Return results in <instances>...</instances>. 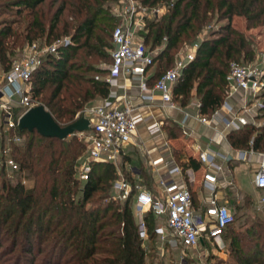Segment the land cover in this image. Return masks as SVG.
<instances>
[{"label":"trees","instance_id":"1","mask_svg":"<svg viewBox=\"0 0 264 264\" xmlns=\"http://www.w3.org/2000/svg\"><path fill=\"white\" fill-rule=\"evenodd\" d=\"M0 1L11 5L7 7H17L22 16L20 29L13 30L9 21L0 27V77L15 61L16 47L34 42L51 44L69 36L72 44L47 55L33 72V100L61 126H67L90 103L109 95L106 69L90 60L107 57L113 47L118 18L110 7L118 0ZM138 1L149 8L165 6L167 10L157 20L147 18L141 33L151 50L161 49L149 69L154 74L150 85L174 65L172 51L184 43V38L188 41L199 36L215 15L228 21L199 42L195 59L188 62L173 88V98L179 105L187 107L197 99L200 113L212 115L226 99L231 64L255 58L252 39L233 26V19L245 17L248 29L264 26V0ZM163 62L169 66L165 70ZM262 118L264 108L258 119ZM165 130L170 138L183 135L178 124L165 125ZM18 133L23 140L12 144L11 155L20 165L17 173L21 178L15 184L3 182L0 192V264H35L38 256L47 254L46 264H147L145 239L140 235L133 199H113L116 168L95 164L90 179L82 181L76 174L86 145L76 135L60 139L37 131ZM252 138L254 149L264 151V125H249L229 134L238 149H249ZM183 165L194 169L200 166L194 158ZM21 174L33 177V187L23 184ZM146 222L148 237H160L153 213L147 214ZM3 233L8 234L5 246ZM239 238H231L238 255L236 264H264V242L256 240L243 252ZM7 256H11V263L2 262Z\"/></svg>","mask_w":264,"mask_h":264},{"label":"built area","instance_id":"2","mask_svg":"<svg viewBox=\"0 0 264 264\" xmlns=\"http://www.w3.org/2000/svg\"><path fill=\"white\" fill-rule=\"evenodd\" d=\"M164 9L165 6L149 8L138 0L116 2L114 13L122 21L113 31L111 62L105 66L109 95L75 117V120L82 116L88 118L91 126L89 130L75 134L86 145V154L80 158L77 177L87 181L93 165L112 164L118 174L113 185V199H133L142 238L148 236L146 216L151 212L158 220L156 232L161 238L166 239L168 232H171L185 248H197L207 240L222 249L225 231L235 222V214L223 197L224 189L231 185L225 177L224 163L231 158L247 159L257 155L258 168L254 182L258 189H264V151L254 149V138L249 142V149H236L232 157L196 145L202 166V182L209 189L202 202L196 204L192 190L197 182L196 171L192 167L184 168L177 162L165 131L168 118L159 117L148 110L150 107L162 111L183 108L174 100L173 88L188 62L195 59L200 45L196 42L190 46L150 86L147 74L157 53L146 44L141 33L145 31V20L161 18ZM70 44L72 40L69 36L51 44L34 42L25 47L21 58L15 60L10 70L0 77V160L4 159L6 167L13 172L20 171L19 163L11 157L12 144L23 140L18 133L20 119L30 108L39 105L31 95L32 74L47 55L57 53L61 47ZM226 80V99L212 115L200 113L197 99L189 104L196 109V113L191 116L185 112L182 124L184 136H191L184 127L190 116L205 125L223 124V130H215L211 138L213 142L226 135L224 132L231 133L249 125H258L264 108V70L256 65L234 62ZM237 92H244L246 99L241 110L229 116L233 110L230 99ZM141 125L145 126L148 137L162 140V146L169 153L168 157L160 156L150 162L153 187L147 186L141 177L135 179L131 175L132 179L128 178L123 169L127 165L129 147L143 143L139 138ZM217 159H221L222 163ZM22 182L25 185L26 179ZM259 203L263 204L264 199Z\"/></svg>","mask_w":264,"mask_h":264},{"label":"rangeland","instance_id":"3","mask_svg":"<svg viewBox=\"0 0 264 264\" xmlns=\"http://www.w3.org/2000/svg\"><path fill=\"white\" fill-rule=\"evenodd\" d=\"M11 6L6 1H0V27L3 25L4 21H9L13 25V30L20 29L22 25L21 17L17 12V7H7ZM112 14L118 18L119 25L122 21V18L117 16L114 11L116 9V2L112 4L110 7ZM167 12L164 9V13L162 16ZM161 16V17H162ZM146 21V20H145ZM16 22V23H15ZM19 24H18V23ZM227 20L222 19L219 15H215V17L208 23V25L204 28L202 33L193 38L192 40L183 39L184 43L179 45L176 50H173L172 53L174 54L173 62L176 61L181 55L185 53V51L192 46L196 42L202 41L204 38H207L209 34L215 30H218L222 25L227 24ZM248 20L243 16H236L233 19V26L243 32H245L253 42V49L255 52V58L253 61H244L242 60L243 64H250L256 65L264 70V26H258L256 28L248 29ZM142 35V34H141ZM41 43V42H40ZM24 46H18L14 49L15 55L12 57L13 59L17 60L21 58L23 52L25 50ZM156 53L160 52V48H156ZM111 49H109V55L103 58H97L95 60H90V62L100 68H105L108 66L111 61L110 53ZM163 70L167 69L169 66L165 67L164 62L162 63ZM105 76V75H102ZM94 102L90 104H94ZM260 123L256 126L264 125V118L259 119ZM260 124V125H259ZM80 140V139H79ZM86 154V150L84 152V157ZM12 157V156H11ZM13 158V157H12ZM5 160H0V192L3 188V182H10L15 184L21 178L19 173L13 172L10 168L6 167ZM5 169L3 170V168ZM79 167H77L78 169ZM243 172L242 178H247V174L244 173V168H240ZM23 175V174H21ZM240 175V176H241ZM77 176V174H76ZM22 179H26L25 186L27 188H31L34 185L33 177L28 178L26 175L22 176ZM21 179V180H22ZM251 182L245 181L243 183L246 186V190L243 191L246 194L245 198H232L231 199V206L232 212L236 215L235 224L232 226V229L223 237V244L222 249L214 242L204 241L202 242L197 248L188 249L183 247L175 238V236L170 232H168V237L163 239L157 236L149 238L146 236L144 239V246L147 250V257L146 262L147 264H236L238 262V255L235 254V250L231 245V238L233 237H240L239 244L240 249L244 252L245 250H249L250 244L259 240L260 242H264V203L260 205V203L256 199L259 197L258 195L254 197L253 187L251 186ZM151 187V186H150ZM153 187V186H152ZM260 195V194H259ZM264 199V193L262 194ZM168 231V230H167ZM149 233V232H148ZM8 234H2L4 240V246L7 242ZM2 250V249H1ZM3 254H0V257ZM28 259V258H26ZM48 259L47 255H41L37 257V261L35 264H46ZM11 256L4 257L2 259L3 263H11Z\"/></svg>","mask_w":264,"mask_h":264},{"label":"crops","instance_id":"4","mask_svg":"<svg viewBox=\"0 0 264 264\" xmlns=\"http://www.w3.org/2000/svg\"><path fill=\"white\" fill-rule=\"evenodd\" d=\"M153 70L151 69L148 74L147 78L148 81L153 77ZM151 79V83H152ZM149 83V82H148ZM150 83V84H151ZM149 84V85H150ZM155 84V83H154ZM153 84V85H154ZM152 86V85H150ZM245 94L244 92H237L232 96L230 99V104L232 106V112L229 116L233 115L235 112L241 110L244 102H245ZM101 99L96 100L95 102H99ZM91 105V104H90ZM89 105V106H90ZM184 108V107H183ZM170 109L166 111H162V109L157 107H150L148 110L152 111L159 117L166 116L167 123L166 125H173L178 124L182 127L183 121L185 119V112H189L191 116L196 113V109L192 107V105H188L185 109ZM147 111V109H144ZM233 113V114H232ZM189 117L186 121L185 129H187L191 136H180L177 138H170L168 133L166 132L167 136L169 137L172 147L171 150L174 153V156L179 164H181L184 168L192 167L189 165L184 166L183 164L189 163L190 158H194L200 164L198 169H193L196 171L197 174V182L192 187L196 204L199 205L203 197L209 193V189L203 184L202 182V166L198 160L199 150H197L196 145H200L202 149H209L212 152L228 155L232 157L236 153V147H234L229 139L228 132L226 135L220 137L217 142H213L211 138L215 134V130H223L224 126L222 123L216 125H205L198 122L194 117ZM258 120L257 122H259ZM260 125V124H259ZM166 131V130H165ZM139 133L142 140V144L139 146H130L129 147V157L127 160V165L125 169L127 173L133 175L135 179L138 177L143 178L142 180L146 183L147 186H154V182L151 179V161L160 156H167L169 155L166 148L162 146V140L155 139L152 137H148L147 131L145 126L141 125L139 127ZM179 155V160L176 156ZM168 157V156H167ZM217 162L222 163L221 159H217ZM225 167V177L231 185L224 189V199L227 201V204L232 209L231 206V199L232 198H245L246 194L243 191L246 190V186L243 183L247 180L251 182V186L253 187L254 197L257 195L256 202L260 201L261 197H263L264 189H258L255 186V173L258 168V159L257 155H251L247 159H235L231 158L228 162L224 163ZM244 168V173L247 174V178H242V171L240 168ZM125 172V171H124ZM126 174V173H125ZM241 175V176H240ZM260 194V195H259ZM261 196V197H260ZM234 213V212H233Z\"/></svg>","mask_w":264,"mask_h":264},{"label":"water","instance_id":"5","mask_svg":"<svg viewBox=\"0 0 264 264\" xmlns=\"http://www.w3.org/2000/svg\"><path fill=\"white\" fill-rule=\"evenodd\" d=\"M19 128L22 131H37L45 137L65 139L77 132L87 131L91 126L89 119L84 116L67 126H61L43 105H37L22 116Z\"/></svg>","mask_w":264,"mask_h":264}]
</instances>
